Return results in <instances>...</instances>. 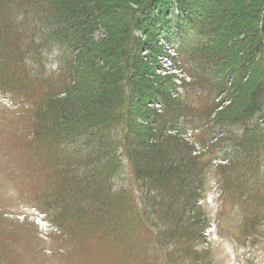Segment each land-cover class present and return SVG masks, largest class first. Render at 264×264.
I'll return each mask as SVG.
<instances>
[{"label":"trees","instance_id":"1","mask_svg":"<svg viewBox=\"0 0 264 264\" xmlns=\"http://www.w3.org/2000/svg\"><path fill=\"white\" fill-rule=\"evenodd\" d=\"M126 2L0 0V91L30 106L37 120L33 137L45 154L72 152L64 154L61 179L56 169L53 192L40 207L63 231L109 238L123 257L125 244L143 232L146 245L188 243L189 249L190 242H204L210 223L199 201L206 177L213 170L220 191L238 186L231 176L250 171L261 143L252 129L264 122V0ZM237 2L258 26L248 39L237 36L241 55L228 50L233 40L226 32ZM16 10L35 16L32 34L12 20ZM189 31L190 48L184 40ZM175 38L180 45L171 58L181 60L173 70L188 80L158 74L142 54L166 56L158 43ZM53 45L60 52L54 70L27 66ZM104 66L107 72H101ZM204 88L227 91L226 97L234 92L239 99L224 108L213 100L198 113L187 94ZM75 142L84 153L73 149ZM221 157L226 164L215 165ZM121 173L128 176L115 190Z\"/></svg>","mask_w":264,"mask_h":264},{"label":"rangeland","instance_id":"2","mask_svg":"<svg viewBox=\"0 0 264 264\" xmlns=\"http://www.w3.org/2000/svg\"><path fill=\"white\" fill-rule=\"evenodd\" d=\"M255 1L252 0V5ZM3 3L7 4L6 1ZM236 4L237 7L232 8L231 17L227 21V25L231 26L227 27L226 32L232 34L233 40V46L228 47V50L241 55L244 45L243 42H238V37L243 33L248 39L251 28L257 29L258 26L253 22L254 19H249L245 9L238 2ZM13 12L12 20L17 22L18 27L32 34L35 16H26L32 19L25 28L21 22L26 17L21 11ZM173 12L170 18L175 22L179 11L174 7ZM42 32L44 34L43 30ZM142 38L146 40L148 37L144 35ZM184 40L186 47L190 48L194 41L193 33L189 31ZM158 44L162 45L161 50L166 51L167 55L157 56L153 52L148 55L142 52L149 56L147 65L155 67L156 72L162 76L172 72L185 76L186 80L190 79L179 70H173V66L181 60L180 56L177 59L171 58L175 55L173 48L180 45V39L175 38L171 42L161 39ZM48 48L45 46L39 51L40 62H28L27 66L41 71L54 70L58 64L56 57L60 56V52L56 45ZM104 67L100 69L101 72H107V66ZM227 80L230 84L232 77L228 75ZM214 81L218 82L217 77ZM206 88L191 90L187 94L198 113L213 100L220 104L222 102L224 108L232 100L239 99L234 92L226 97L227 91L215 89L214 92ZM178 94L184 95L185 91L179 88ZM33 114L30 106L24 107V102L13 99L10 93L0 91V264H264V122L259 121L252 129L261 143L255 157L248 164L250 171H238L231 176L232 182H236L238 186L231 187L227 192L222 188L220 191L215 181V172L212 170L207 175V189L199 201L210 223L205 231L204 242L194 246L190 242L189 249L186 246L188 243L146 245V235L143 232L140 239H133L125 244L123 257L120 248L110 246L109 238L82 235L77 229L63 231L55 225L52 218L44 214L40 202L44 201L47 193L51 195L53 192L56 169L59 180L61 179L60 172L66 162L64 154L70 155L72 152L54 150L51 156L45 154L44 145L33 137V126L37 122ZM89 144L91 145L85 147L86 151L94 147L93 142ZM71 146L84 153L78 143ZM230 154L232 158V150ZM205 156L208 157V154ZM74 158L75 155L70 157ZM222 158L213 163L226 164ZM126 176L127 173H121L116 179L115 190L124 185L123 178L126 179ZM137 202L139 205L138 200ZM114 222L118 228V222ZM154 232L159 233L157 228ZM194 248L198 251L196 258L193 255Z\"/></svg>","mask_w":264,"mask_h":264},{"label":"bare ground","instance_id":"3","mask_svg":"<svg viewBox=\"0 0 264 264\" xmlns=\"http://www.w3.org/2000/svg\"><path fill=\"white\" fill-rule=\"evenodd\" d=\"M100 35V34H99ZM102 38V37H101ZM163 59V58H162Z\"/></svg>","mask_w":264,"mask_h":264}]
</instances>
